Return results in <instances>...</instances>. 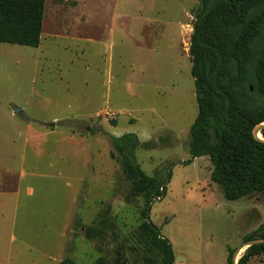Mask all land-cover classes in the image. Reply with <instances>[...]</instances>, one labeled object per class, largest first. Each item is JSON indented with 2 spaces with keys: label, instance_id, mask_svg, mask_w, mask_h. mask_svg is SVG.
<instances>
[{
  "label": "rangeland",
  "instance_id": "obj_1",
  "mask_svg": "<svg viewBox=\"0 0 264 264\" xmlns=\"http://www.w3.org/2000/svg\"><path fill=\"white\" fill-rule=\"evenodd\" d=\"M200 1L46 0L38 48L0 43V264H147V198L132 195L110 140L125 134L152 144L137 161L165 183L149 218L175 264L238 262L248 235L264 241V194L229 201L208 157L187 164ZM99 214L103 245L74 230Z\"/></svg>",
  "mask_w": 264,
  "mask_h": 264
},
{
  "label": "trees",
  "instance_id": "obj_2",
  "mask_svg": "<svg viewBox=\"0 0 264 264\" xmlns=\"http://www.w3.org/2000/svg\"><path fill=\"white\" fill-rule=\"evenodd\" d=\"M200 3L190 46L198 116L190 129L187 164L208 157L211 181L229 201L264 194V142L253 134L264 123V0ZM45 4L46 0H0V43L38 48ZM261 133L264 138V129ZM110 140L124 175L132 182V195L147 198L140 226V239L149 254L147 264H175L172 245L149 218L152 201L166 192L165 183L149 177L137 161V151L152 144H142L135 134ZM82 227L87 240L105 243L107 216L99 214L86 228L76 220L74 230ZM252 240L251 235L245 238L246 243ZM262 254L264 243L252 245L238 264H248ZM228 263L233 264V252ZM62 264L76 263L67 257ZM92 264L108 263L100 258Z\"/></svg>",
  "mask_w": 264,
  "mask_h": 264
},
{
  "label": "water",
  "instance_id": "obj_3",
  "mask_svg": "<svg viewBox=\"0 0 264 264\" xmlns=\"http://www.w3.org/2000/svg\"><path fill=\"white\" fill-rule=\"evenodd\" d=\"M260 127H261L262 130H263V129H264V123H262L261 125L257 126V127L254 129L253 134H254V136H255L257 139H259V140H261V141L264 142V138H263V136H262V133L260 134V133H258V131H257V129L260 128ZM260 135L262 136V138L259 137ZM155 199H159V197L156 196ZM261 243H264V241H257V242H253V241H251V242L246 243V244H248L249 247H251L252 245H255V244H261ZM238 262H239V261H238ZM238 262H236V258L233 256V264H238Z\"/></svg>",
  "mask_w": 264,
  "mask_h": 264
},
{
  "label": "bare ground",
  "instance_id": "obj_4",
  "mask_svg": "<svg viewBox=\"0 0 264 264\" xmlns=\"http://www.w3.org/2000/svg\"><path fill=\"white\" fill-rule=\"evenodd\" d=\"M262 138V136H260Z\"/></svg>",
  "mask_w": 264,
  "mask_h": 264
}]
</instances>
